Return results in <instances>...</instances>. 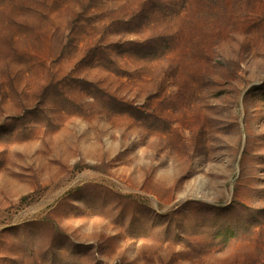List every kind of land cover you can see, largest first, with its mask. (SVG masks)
Segmentation results:
<instances>
[{"label":"rangeland","instance_id":"374dc122","mask_svg":"<svg viewBox=\"0 0 264 264\" xmlns=\"http://www.w3.org/2000/svg\"><path fill=\"white\" fill-rule=\"evenodd\" d=\"M0 264H264V0H0Z\"/></svg>","mask_w":264,"mask_h":264}]
</instances>
